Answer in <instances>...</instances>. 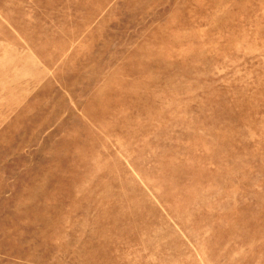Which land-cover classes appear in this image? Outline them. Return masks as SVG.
<instances>
[{
    "label": "rangeland",
    "instance_id": "1",
    "mask_svg": "<svg viewBox=\"0 0 264 264\" xmlns=\"http://www.w3.org/2000/svg\"><path fill=\"white\" fill-rule=\"evenodd\" d=\"M0 264H264V0H0Z\"/></svg>",
    "mask_w": 264,
    "mask_h": 264
}]
</instances>
